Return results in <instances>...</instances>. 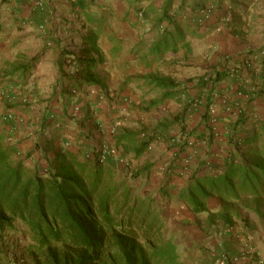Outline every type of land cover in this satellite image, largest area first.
<instances>
[{
  "label": "trees",
  "instance_id": "16d2710c",
  "mask_svg": "<svg viewBox=\"0 0 264 264\" xmlns=\"http://www.w3.org/2000/svg\"><path fill=\"white\" fill-rule=\"evenodd\" d=\"M176 1L164 0L157 27H162L163 22L173 23L169 13ZM242 3L243 7L240 0H215L213 3L221 12L225 4L231 12L233 7V18L222 17V22L234 36L242 35L240 18L248 15L251 5L248 0H242ZM200 4L199 0H194L191 12L200 15L205 9ZM72 5L84 9L86 0H75ZM184 8L185 1L182 0L179 10ZM175 37L168 28L162 29L158 46L164 45V48L158 51V47H154L151 54L160 55L169 50L168 46ZM90 41L95 46L93 37ZM244 55L243 61L239 58L226 60V64L214 66L197 78L188 79L186 82L194 83L196 94L187 98L185 112L176 115L171 122L159 124L155 130L165 136L169 127L179 125L180 132L186 133L185 114L189 106L197 102L205 108L201 117L204 131L196 133V130H191L188 135H194L197 140L207 139V144L212 146L215 135L209 124V109L222 83H227L226 88L230 90L235 87L226 101L229 108L237 110L235 121L228 123L227 134V142L235 151L221 157L217 171L193 172L176 196L177 201L195 215L210 213V202L218 201L222 210L216 213V217L227 225L233 224L232 205L243 199L258 204L264 197V125L254 115L256 119L252 121L251 113L257 107V101L264 98V48L247 51ZM248 57L259 63L247 65ZM64 64L86 73L82 81L72 80L70 88L80 90L83 84L104 85L94 74L96 60L90 55V50L85 49L79 54L62 50L58 61L61 71ZM143 80L144 84L162 91L159 98L147 104L144 112L158 108L166 100L180 102L181 92L186 87L185 82L167 77L150 76ZM67 97L70 99L72 96L68 94ZM43 125L44 130L49 129L47 122ZM150 134L146 129L121 130L114 138L115 146L135 159L140 158L154 141ZM50 140L47 146L53 150L54 141ZM170 140V148L177 149V155L186 150V145L180 144L175 137ZM245 146L246 151L241 152ZM15 153L13 147L5 145L4 136L0 134L1 256L5 253L9 235L15 234L21 225L27 228L32 242L28 254L33 264H177L179 257L175 244L161 236L166 220L161 217L156 201L133 194L132 187L125 182L115 183L114 174L102 161L99 151H92V155L83 160H78L77 155L71 152H60L44 175L30 171L24 161H15ZM151 168L152 165L146 166L135 177L147 175ZM159 193L163 200L171 197L168 183ZM208 216L212 222L215 216L211 213Z\"/></svg>",
  "mask_w": 264,
  "mask_h": 264
},
{
  "label": "crops",
  "instance_id": "0c3cea01",
  "mask_svg": "<svg viewBox=\"0 0 264 264\" xmlns=\"http://www.w3.org/2000/svg\"><path fill=\"white\" fill-rule=\"evenodd\" d=\"M74 1L41 0L39 3L38 0H0V46L11 52L0 55V76H3L0 78V100L2 104L7 103L11 106V109L7 111L20 114L22 120L20 128L26 131L23 134L21 131L16 132V137L22 135L23 138L31 140L40 139L41 141L42 139L44 141L42 149L48 143L47 134L41 135L46 131L43 129V123L47 122L51 135L50 141L56 144L50 152L54 159L58 153L63 152L58 147L60 142L57 141V137L62 136V133L54 130L58 125L53 124L54 118L49 114L48 109L50 111L54 109L57 120L64 123V105L73 99L72 97L66 101V96L71 89L69 84L72 80L82 81L86 75L80 68L74 69L66 64L62 71L59 69L58 61L62 50L78 54L88 49L96 60L94 74L103 81L104 85L100 87L83 84L74 98L76 105L85 112L86 119L92 118L88 121V127L93 129L100 121L104 122L106 127L108 120L113 118V115H117L118 109L124 105L123 103L111 105L113 110L110 111L109 105L100 100L101 93H106L107 89L113 88L114 83L123 86L124 82L125 86L132 83L138 85L139 82L144 83L143 79L150 76L174 80L171 76L154 74L152 66L156 59L164 61V56L167 58L177 56L190 63V60L198 53V40L208 44L203 47V51L209 52L210 55L212 53V60L216 57L218 61H225L222 65L230 59L233 61L239 58L243 61L247 51L264 48V29L262 31L257 29L258 35L252 36L254 32L253 29L248 28L249 21L243 22L242 35L234 36L228 29L226 31L221 27L220 31L219 25L222 23L215 22L221 20L217 13V18L214 16L210 19L208 29L198 27L195 22L200 20V16L190 10L194 0H184L185 8L182 11L179 10L182 0H177L169 13L173 23L167 27L176 37L169 44V50L160 55L151 54L154 47H158V51L164 48V45L158 46L161 27L156 25L157 19L162 14L164 0H94L93 2L86 0L84 9L74 7L72 5ZM199 1L200 5L205 7L209 3H215V0ZM180 18L182 22L179 21ZM92 37L95 40V46L91 44ZM202 58H205V55H202ZM253 59L248 57L246 64L256 66L259 62ZM230 66L231 62H229ZM137 67L140 70L134 71ZM224 84L227 87V83H222ZM148 87L158 91L159 97L161 96L162 91L152 86ZM231 88V90L226 88L227 100L235 90L234 86ZM4 97L5 100H2ZM27 97L32 104L26 107L19 102ZM168 101L175 100H166L158 108ZM58 105L61 106L62 111ZM226 109L235 112V109L229 108V105ZM16 119L19 121L18 118ZM8 128L10 126L7 125ZM8 134L12 135L11 132ZM14 149L20 154L21 151L17 147ZM110 169L114 171L113 168ZM243 222L236 231L230 230L223 236L196 239L192 246L190 240L188 249L186 246L184 249L177 246L179 257L177 264H264V222L261 227L255 229V233L246 232L241 235L237 231L243 230L242 226L247 221ZM224 226L230 225L224 224ZM245 229L249 228L245 226Z\"/></svg>",
  "mask_w": 264,
  "mask_h": 264
},
{
  "label": "rangeland",
  "instance_id": "374dc122",
  "mask_svg": "<svg viewBox=\"0 0 264 264\" xmlns=\"http://www.w3.org/2000/svg\"><path fill=\"white\" fill-rule=\"evenodd\" d=\"M249 2L251 4L250 7H248L249 16L247 17V15H244L240 19L242 23L249 21L248 28L250 27L254 32L252 36H257L256 30L262 31V29H264V0H249ZM240 3L243 7L242 0H240ZM233 10L232 7L231 12L228 4H225V9L221 12L215 4L209 3L207 7H205L204 12L200 13V20L196 21L195 23L197 24L195 25L208 29V23L211 21L210 19L214 16L217 18L219 14L221 20L218 18L219 20L215 22L222 23L219 25L220 31L221 27L227 31V27L222 22V17L225 19H227V17L233 18ZM181 20L182 18H180L179 21L182 22ZM168 25L167 23L162 24L159 31L162 33V29L169 27ZM197 43L198 53L190 60V63H188V60L177 56H175L176 58H167V56H164V61L156 59V61L153 62L152 68L154 69L153 71H155V75H167L178 82H185L186 87L184 88L185 90L181 92L182 96L180 97V102L176 100L168 101L160 108L153 109L150 112H144V108L149 101L159 97L158 91L151 90L143 82H139L138 85L132 83L128 86H125L124 82V86L114 83L115 85L113 88L107 89L106 93L100 92V100H103V102L109 105L110 111L113 110H111V105L124 104L123 107L118 109L119 112L117 115H113V118L108 120L106 127L102 121L97 123L93 129L88 127V121H91L92 118L86 119L87 116L85 112L81 110L79 105H76V99L74 98L76 97L75 95L78 94H73L71 92L74 88H71L69 92L73 99H71V97V100L68 101L69 98L66 96V101H68V103L64 105V108H66L63 109L65 112L64 123L57 120L56 113L53 111L54 109L51 111L48 109L50 112L49 114L53 115V124L58 125L54 130L57 133H62V136L59 135L57 138V141L60 142L58 147L61 151H73V154L77 155L78 160H83L87 156L92 155V151H99V153H101L102 149H105L107 154L104 163L107 167L114 169V171L111 170L114 174L113 181L115 183L125 182L127 186L132 187L133 194L138 193L142 197L153 198L156 201L161 217L166 220V227L161 233L163 240H170L176 247L180 246L179 248L181 249H184L185 246L188 249V242L190 240L192 241V246L196 239L203 240L210 236H223L230 230L236 231L240 228V225L244 223L243 221H247V223L242 226L244 232L243 230H238L237 232L241 233V235H244L246 232L252 234L255 233V229L261 227L264 222V197L258 204L243 199L232 205L230 212L232 214L233 225L229 227L224 226L223 221L216 217V213L222 210L218 201L214 200L209 204L211 208L210 213L215 216L214 220L211 222L208 218L210 213L195 215L191 213L183 203L176 199L178 191L186 186L193 172L197 170H200L201 173L217 171L220 167L221 157L228 154L229 151H235L234 147L227 142V134L229 131L228 123L235 121L236 110L234 112L226 109L228 108L226 103L227 99L225 98L228 96L226 84L219 87L218 92H216L214 104L209 109V124L213 128V134L215 135V141L212 146L207 144V139L204 141L197 140L194 135H188L191 130H196V133L204 131V126L201 125V117L203 113H205V108L202 104L197 102L192 103L185 114L184 121L187 128L186 133L180 132L179 125L169 127L165 136L155 131L159 124L171 122L176 115L185 112L188 96H194L196 94V91L193 89L194 83L186 82L188 79L197 78L196 76L202 75L212 66L221 65L225 62L224 60L218 61L219 59L217 60L216 57L212 60V53L210 55L209 52L203 51V47L208 44H205L202 40H198ZM10 53L9 49L1 47L0 55ZM202 55H205V58H202ZM66 65L73 67V65L70 64ZM137 70H140L139 67L134 71ZM1 77L3 76H0V78ZM76 91L78 92L80 90ZM2 100H5V97L2 98ZM203 102H205V100H203ZM19 103L27 107L32 104V101L27 97L24 101ZM97 105L96 103V106ZM257 105V108L251 112L253 113L252 121L257 117L264 125V98L257 101ZM58 107L60 111H62L61 106L58 105ZM127 107L129 108L127 109ZM10 109V105H7V103L2 104L0 100V134L4 136L5 145L13 148L17 147V149L21 151L20 154L17 153L18 151L15 153V161H24L26 167L30 171L35 170L42 175L47 174L54 161L50 153L52 150H50L48 146L42 149L44 143L42 139L41 141L40 139L31 140L26 137L23 138L22 135L16 137V132L21 131L23 134L26 129L22 131L20 128L22 127L20 114L7 111ZM25 113L29 114L27 111H25ZM9 115L11 119L8 118ZM94 115L95 112L93 111L92 116L94 117ZM97 115L99 116V113ZM16 118H18L19 121H17ZM7 125L10 126V128L7 129ZM142 129H146L151 133L150 135L154 137L151 149L147 150V153L142 157L135 159L131 154L124 153L121 148L114 145V138L118 135L119 131L125 130L132 132L141 131ZM49 130L50 129H46L44 132L41 131L42 136L47 134V141L50 140L51 136ZM7 131L11 132L12 135L8 134ZM172 137H175L180 144L186 145V150L183 153L177 155V149L170 148V139ZM36 138L40 137L36 136ZM53 147H56L55 143ZM246 148V146L243 147L241 152H245ZM148 165H152V168L147 175L143 174L142 176L135 177L137 172ZM166 183H168V192L171 197L168 196L163 200L159 190L164 187ZM245 226L249 229L246 230ZM8 240L9 242L6 248H4V255H0V264H33L28 254V247L32 242L26 227L18 225V231H16L15 234H10Z\"/></svg>",
  "mask_w": 264,
  "mask_h": 264
},
{
  "label": "built area",
  "instance_id": "2783aa9c",
  "mask_svg": "<svg viewBox=\"0 0 264 264\" xmlns=\"http://www.w3.org/2000/svg\"><path fill=\"white\" fill-rule=\"evenodd\" d=\"M38 1H39V3L41 2V0H38ZM203 12H204V11H203ZM71 92H72L73 94H76V93H77V91H76L75 89H72ZM8 118L11 119V116L9 115ZM106 154H107V151H106L105 149H102V151H101L102 161H105Z\"/></svg>",
  "mask_w": 264,
  "mask_h": 264
}]
</instances>
